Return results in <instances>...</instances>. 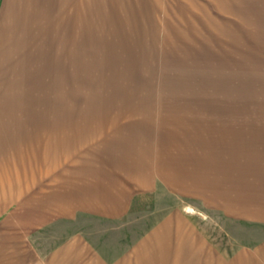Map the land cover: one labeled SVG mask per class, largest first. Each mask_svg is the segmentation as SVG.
<instances>
[{"label": "rangeland", "instance_id": "1", "mask_svg": "<svg viewBox=\"0 0 264 264\" xmlns=\"http://www.w3.org/2000/svg\"><path fill=\"white\" fill-rule=\"evenodd\" d=\"M51 4L0 264H264V0Z\"/></svg>", "mask_w": 264, "mask_h": 264}, {"label": "crops", "instance_id": "2", "mask_svg": "<svg viewBox=\"0 0 264 264\" xmlns=\"http://www.w3.org/2000/svg\"><path fill=\"white\" fill-rule=\"evenodd\" d=\"M51 1L0 0L1 118L7 116L12 119L14 108L27 107V89L32 88V85L28 86L29 82L32 84L33 75L42 71L39 67V35L43 33L41 30L45 26L42 25L46 23V16H50L54 8ZM25 118L28 122L27 108ZM19 120L24 121L23 114Z\"/></svg>", "mask_w": 264, "mask_h": 264}]
</instances>
